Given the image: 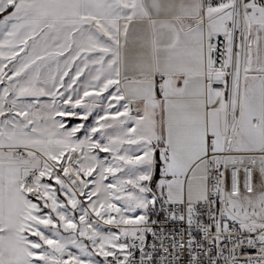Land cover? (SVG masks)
Masks as SVG:
<instances>
[{"label": "snow or ice", "instance_id": "1", "mask_svg": "<svg viewBox=\"0 0 264 264\" xmlns=\"http://www.w3.org/2000/svg\"><path fill=\"white\" fill-rule=\"evenodd\" d=\"M0 264H264V0H0Z\"/></svg>", "mask_w": 264, "mask_h": 264}]
</instances>
